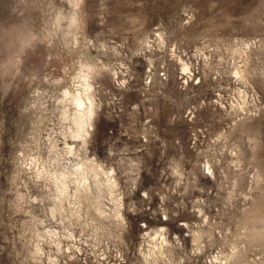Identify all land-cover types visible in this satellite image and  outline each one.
I'll return each mask as SVG.
<instances>
[{
    "label": "rangeland",
    "instance_id": "374dc122",
    "mask_svg": "<svg viewBox=\"0 0 264 264\" xmlns=\"http://www.w3.org/2000/svg\"><path fill=\"white\" fill-rule=\"evenodd\" d=\"M0 264H264V0H0Z\"/></svg>",
    "mask_w": 264,
    "mask_h": 264
},
{
    "label": "bare ground",
    "instance_id": "6f19581e",
    "mask_svg": "<svg viewBox=\"0 0 264 264\" xmlns=\"http://www.w3.org/2000/svg\"><path fill=\"white\" fill-rule=\"evenodd\" d=\"M185 69H187V65L185 64ZM90 85H87L86 90V98H83L82 96L78 97L76 100V113H75V123L78 128V134L81 135L83 130L85 129V125L89 122L92 115L94 114V106L91 94L89 92ZM88 100V103L86 100ZM106 175V173H105ZM114 185V184H113Z\"/></svg>",
    "mask_w": 264,
    "mask_h": 264
}]
</instances>
